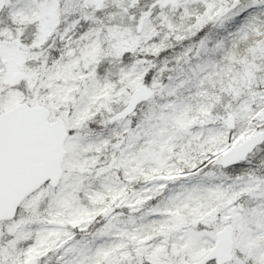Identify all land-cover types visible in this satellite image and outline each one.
<instances>
[{
    "label": "snow or ice",
    "instance_id": "snow-or-ice-1",
    "mask_svg": "<svg viewBox=\"0 0 264 264\" xmlns=\"http://www.w3.org/2000/svg\"><path fill=\"white\" fill-rule=\"evenodd\" d=\"M0 264H264V0H0Z\"/></svg>",
    "mask_w": 264,
    "mask_h": 264
}]
</instances>
